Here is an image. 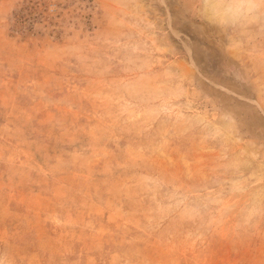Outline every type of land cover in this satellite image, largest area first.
I'll return each mask as SVG.
<instances>
[{"label":"rangeland","instance_id":"obj_1","mask_svg":"<svg viewBox=\"0 0 264 264\" xmlns=\"http://www.w3.org/2000/svg\"><path fill=\"white\" fill-rule=\"evenodd\" d=\"M0 264H264V0H0Z\"/></svg>","mask_w":264,"mask_h":264}]
</instances>
